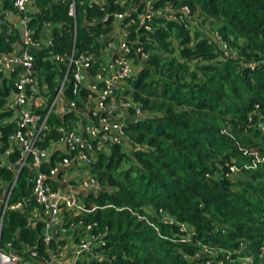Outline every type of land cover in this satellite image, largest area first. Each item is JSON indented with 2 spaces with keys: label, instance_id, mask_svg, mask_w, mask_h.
<instances>
[{
  "label": "trees",
  "instance_id": "obj_1",
  "mask_svg": "<svg viewBox=\"0 0 264 264\" xmlns=\"http://www.w3.org/2000/svg\"><path fill=\"white\" fill-rule=\"evenodd\" d=\"M103 1L99 7L74 0L72 16L67 12L69 0H34L37 10L26 15V25L38 39L43 23H48L53 52L86 50L97 58L94 68L101 61L103 45L95 38L111 31V23L105 26L99 19L124 10L114 0ZM140 1L134 0L135 5ZM165 2L174 9L185 4L194 12L189 29L178 21L153 18L151 32H146L133 10L126 18L133 23L122 22L130 51L140 47L146 54L145 60L130 55L138 69L128 92L142 115L136 123H125V133L138 148L113 145L97 154L90 171L100 188L82 198L95 208L62 211L63 228L72 224L75 229L81 222L91 225V232L104 233V244L96 249L101 259L83 264H238L225 259L226 254L230 259L239 252L255 261L264 245V159L259 160L264 156V0H160L159 4ZM2 9L15 10L11 0H0ZM17 38L16 32H0V53L9 52ZM29 52L38 81L46 83L51 93L61 74L47 59V49ZM69 87L66 82L68 98ZM47 106L37 110V120ZM67 118L49 113V132L38 146L49 149L55 129ZM11 130V125L2 128L0 152L8 145L5 134ZM51 153L50 161L57 159V152ZM46 168L42 163L41 169ZM12 174L0 168V194L11 185ZM31 174L27 162L9 195V201L28 198L26 211L35 207L28 182ZM157 209L173 222L158 217ZM25 212H4L0 244L10 240L23 259L28 257L26 247H36L37 258H46L40 239L42 218L29 222ZM175 222L193 230L194 240L225 253L195 257L197 248L176 241L181 232ZM60 229L48 245L54 253L64 250L58 241Z\"/></svg>",
  "mask_w": 264,
  "mask_h": 264
},
{
  "label": "built area",
  "instance_id": "obj_2",
  "mask_svg": "<svg viewBox=\"0 0 264 264\" xmlns=\"http://www.w3.org/2000/svg\"><path fill=\"white\" fill-rule=\"evenodd\" d=\"M159 1L141 0L139 5H135L134 0H114V3L124 7V10L106 14L99 19L98 22L103 24L111 15L112 19L104 23H111V31L99 33L95 38L103 45L99 48L101 61L93 68L97 58L91 52H77L72 47L69 53L60 54L50 49V38L47 41L33 38V31L26 25V5L29 0H11L23 33L22 47L17 53H0V136L2 128L12 126V130L5 134L8 145L0 152V168L13 172L11 185L5 187L4 192L0 194V225L5 211H26L28 198L19 197L9 201V195L19 169L28 162L32 169L28 178L30 195L35 207L25 213L29 216V222L41 216L43 224L40 239L45 244L48 256L38 259L36 247H26L28 257L23 259L22 251L12 248L9 240L0 244V264H80L84 255L101 259L96 249L104 244V233L91 232V225H82L81 222L76 224L75 229L72 224L67 228L60 227V213H83L95 208L93 203L86 206L82 198L83 193L93 191L95 194L100 188L96 175L90 171L97 154L113 145L124 146L126 149H130L132 145L134 150L138 148L137 143L131 141L125 133V123H136L142 115L128 92L132 89L131 85L138 69L130 55L137 54L139 60H145L146 54L140 47L130 51L123 25L133 22L126 18L130 16L131 10L135 11V19L146 32H151L149 22L153 18L178 21L183 23L186 29H189L187 22L195 19L194 12L187 5L182 4L178 9H174L168 2L159 4ZM88 3L101 7L104 1L88 0ZM74 8V0H69L68 14L73 16ZM175 13L178 15L175 16ZM124 20L126 22L122 25ZM42 26L49 25L43 23ZM31 48L47 49V59L56 66L57 73L61 74L60 78L55 77L56 83L51 93L46 91V83H40L37 73H34L33 57L29 52ZM18 66L21 69H18ZM66 82H70L69 98L64 94ZM81 88L87 92L80 93ZM45 104H48L46 111L43 117L37 120V110ZM128 108H131V113H127ZM52 110L59 116L67 114L68 118L55 129L56 137L50 144L57 152V159L50 161L52 151L39 147L38 144L48 135L49 125L46 124V118ZM15 153L17 155L14 160L10 161L9 158ZM260 159H264V156ZM44 162L47 163L46 170L41 169ZM229 169L234 170L233 166ZM72 189L79 190L81 195L72 193ZM156 214L165 222H173L162 209H157ZM173 224L177 225L181 232L176 241L186 242L197 248L195 257L202 253L212 256L219 252L225 253L221 249L213 250L199 240H194L193 230L185 224ZM69 228L73 230L75 239L72 254L66 256L64 252L50 251L48 245L57 230L64 232ZM77 230L79 233L75 235ZM242 248L244 245L240 244V250ZM257 257L254 261L252 256L238 252L237 257L228 259L226 254L225 259L238 264H264V245ZM208 263L209 261L206 262ZM215 264L221 263L217 261Z\"/></svg>",
  "mask_w": 264,
  "mask_h": 264
},
{
  "label": "crops",
  "instance_id": "obj_3",
  "mask_svg": "<svg viewBox=\"0 0 264 264\" xmlns=\"http://www.w3.org/2000/svg\"><path fill=\"white\" fill-rule=\"evenodd\" d=\"M33 1L34 0H29V2L27 3L26 15L27 14H33L37 10V7L34 5ZM3 31H5L6 34L7 33L13 34L14 32H16L18 34V38L12 42L11 50L9 51L12 53H17L20 50V45L22 43L23 30H22L21 25L19 24V18H18L16 10H13V9H2V10H0V32H3ZM50 35H51L50 27L49 26H42L38 37L42 41H47V39L50 38ZM59 110H61V109H59ZM52 114L57 115V114H55V112ZM49 150L50 151H56L52 144L50 145ZM71 168H73V166ZM54 185L56 186L57 184L54 182ZM80 195H81V193H80ZM63 233H68L70 235L69 236L61 235ZM60 235H59L60 237L58 240L62 241V242L65 241V243H62V246L64 247L63 252L66 256H69L72 254L73 249H74V245H75L73 230L70 228L66 229L64 232H61ZM90 259H91L90 255H84L80 259V264L88 263L90 261Z\"/></svg>",
  "mask_w": 264,
  "mask_h": 264
},
{
  "label": "rangeland",
  "instance_id": "obj_4",
  "mask_svg": "<svg viewBox=\"0 0 264 264\" xmlns=\"http://www.w3.org/2000/svg\"><path fill=\"white\" fill-rule=\"evenodd\" d=\"M54 111L52 110V113H53ZM128 164V162H126V163H124V165H127ZM64 217V212H62V213H60V221H62L63 222V220H62V218ZM60 227H62L61 225H60ZM61 235H67V236H69L70 234H68V233H63V234H61ZM60 235V236H61ZM59 236V237H60ZM59 237H58V239H59ZM63 239V238H62ZM59 241V240H58ZM61 244L62 243H65V241H63V242H60Z\"/></svg>",
  "mask_w": 264,
  "mask_h": 264
},
{
  "label": "water",
  "instance_id": "obj_5",
  "mask_svg": "<svg viewBox=\"0 0 264 264\" xmlns=\"http://www.w3.org/2000/svg\"><path fill=\"white\" fill-rule=\"evenodd\" d=\"M110 19H112L111 15H109V16L107 17V21L104 22V23H107ZM18 69H21V68L18 66ZM33 69H34V66H33ZM71 192L74 193V194H76V195H78V194L81 193L79 190H76V189H72Z\"/></svg>",
  "mask_w": 264,
  "mask_h": 264
}]
</instances>
